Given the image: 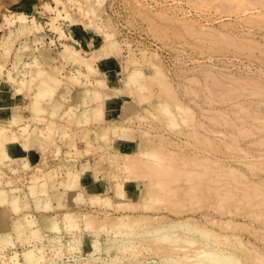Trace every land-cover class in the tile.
I'll list each match as a JSON object with an SVG mask.
<instances>
[{"label":"rangeland","instance_id":"374dc122","mask_svg":"<svg viewBox=\"0 0 264 264\" xmlns=\"http://www.w3.org/2000/svg\"><path fill=\"white\" fill-rule=\"evenodd\" d=\"M30 1L36 2L33 9L28 8L23 13L30 20L34 17L36 22L6 25L0 21V50L5 47L4 44L11 48L9 55L7 53L8 58L0 54V63L4 65V72L11 69L15 78H22L21 73L29 78L37 73L36 67L25 68L23 64L36 61L45 71L43 75H51L59 84L52 91L51 99L42 101L41 107L44 103L46 106L45 112L36 116L38 119L41 117V121L29 111L25 95L18 101V107L13 108L14 113L24 118L22 124L27 123L31 136L28 143L20 139L23 150L11 154L14 161L7 162L5 158L4 162V158L3 161L0 159V191L3 190L8 196H20L22 200L16 215L11 206L6 201L3 204L0 198V210L6 215L3 220L5 230L0 227V237L10 236L15 243L12 249L9 246L1 248L7 255L5 258L17 254L22 262L24 249L42 248L45 255L42 261L45 264H73L75 262L71 256L79 252H71L68 248L57 255L55 262L51 261L54 246H67L70 240L79 236L81 239L77 240L82 242L79 246L83 254H87V243L82 238L93 236V232L104 222L109 225V222L125 216L138 220L142 224L141 231L147 232L158 224L165 225L190 217L198 224L209 225L206 227L214 229L217 234H237L250 248L247 250L249 255L243 254L244 259L241 256V263L257 264L250 256L259 254L264 257V0H60V14L40 11L45 2L55 6L52 0ZM89 6L96 12L91 18L85 15V9ZM65 12L69 18H66ZM30 25H39V28H34L35 31L33 27L29 31L24 30ZM51 26L61 28L64 37H60ZM96 26L100 27L98 33L93 29ZM205 32H208L207 35ZM104 34L111 35L115 42L114 49L101 51L109 42L102 37ZM78 39L84 51L89 52V46L97 48L95 53L100 55L93 66L100 72L99 76L91 73L84 78L82 74L87 72L85 67L64 51L63 46L75 49L74 44ZM132 58L136 61L135 65L130 61ZM124 62L132 68L130 72L139 75L138 82L146 83L145 87L150 90L139 88L138 83L137 90H133L135 85L124 82L127 74H133L128 72L130 68H121L125 66ZM51 66L60 72L52 71ZM155 69L164 74L163 80L167 88L170 87L162 89L171 90L172 94L164 92L166 90L161 92V87L153 78ZM117 75H121L122 80ZM98 80L103 83L98 84ZM114 88L120 91L116 92ZM94 90L101 97L92 94ZM138 91L139 96H143L138 97L140 100L136 97ZM60 94L64 97L55 107L54 100ZM170 95L178 99L176 104L181 101L180 106L184 104L191 111L192 118L186 123L177 116V125L170 124L167 115L160 113L162 105L172 107L171 110L178 106H174V99L166 104L165 100L170 99ZM67 106L73 108L71 114L67 113ZM51 110H56L54 115L50 114ZM83 110L86 112L83 113ZM9 112L11 109L0 110L2 122L10 117ZM177 112L174 111L175 114ZM111 126L127 127L130 136L125 141H115L112 136L103 140L96 134L100 130L108 131ZM16 127L13 129L17 131ZM137 138L139 141L136 144ZM76 149L80 153L76 154ZM141 151L155 152L164 157L163 167H156L153 164L155 161L146 155L133 162L142 154ZM113 155L118 157L113 158ZM126 161L133 162L130 173L122 169ZM150 164L156 168H151ZM147 167L154 169V173L156 169H165L168 173L164 172L165 176L174 175L176 179L166 177L156 180L162 176L158 172L159 176H153ZM8 168H14V172ZM83 168H89L92 172H88L84 179L73 181L75 175H72ZM129 175H139L129 187L141 189L137 199L132 202L126 201L118 189V184ZM36 176L39 183L35 181L34 184L33 177ZM87 181L91 183L86 184ZM42 182H46L44 188L49 192L47 195L58 196L62 207L49 210L36 208L34 199L40 196L47 198V195L30 193V186L36 187ZM92 185L98 186L99 191H91L89 187ZM163 185L166 190L162 188ZM35 189V192L39 190L38 187ZM149 189L152 192L163 189L167 193L159 192L158 202H150L148 207L137 206V203L147 199ZM73 193L75 198L70 200L72 204L69 205L68 196ZM51 203L56 205L53 200ZM118 203L119 206L122 203V206L118 207ZM65 212L80 218L82 216V220L84 216L89 217L99 227L96 228L93 223L91 230H84V223H80L79 228L58 232L62 233L59 240L56 238L58 234L48 237L37 231L30 242L25 239V234L16 238L12 230V224L20 219L37 220L41 215H47L60 221ZM144 215L149 217H141ZM36 226L34 224L28 228L29 232ZM109 235L113 236L112 233ZM212 236L211 241L216 243L214 239L217 237ZM105 238L104 231L99 232L98 239L102 246ZM196 239L203 242L202 237ZM136 242L137 249H140L143 241ZM145 242L143 244L150 245L153 252L160 247V251L175 248L164 241H161L164 244L160 241L152 244L151 239ZM223 244L221 247L228 245L227 241ZM151 255L144 252L141 259L157 261L158 257ZM84 259L80 260V264H86ZM7 263L9 261L6 260L3 264ZM123 264L130 263L124 260Z\"/></svg>","mask_w":264,"mask_h":264},{"label":"bare ground","instance_id":"6f19581e","mask_svg":"<svg viewBox=\"0 0 264 264\" xmlns=\"http://www.w3.org/2000/svg\"><path fill=\"white\" fill-rule=\"evenodd\" d=\"M52 2H54L56 5L55 6H51L47 2H45L44 4L41 5L40 11L41 12H47V13L48 12H53V13L60 14V12L58 11V5L61 4V1L60 0H52ZM86 9H85V15L88 16L89 18L94 17L96 15L95 9L92 6H89ZM250 15H253V14H250ZM260 15H258V16H260ZM65 16H66V18H69L68 17L69 15H68L67 12H65ZM253 16H250V17L252 18ZM248 19H250V18L248 17ZM0 21L3 22L6 25H9V24L14 23V22H19L20 25L21 24H26L27 22L28 23L32 22V24L34 22H36L34 17H32L31 20H30V17L28 15H25L23 12L12 14L8 9L4 10L1 13ZM30 26H28V28H27L28 30L25 29V28H24V30L29 31L32 27H33V29L34 28L35 29L39 28V25L38 26L36 25L37 27H35V26H31L30 27ZM52 28L59 34L60 37H64V34H63L61 28H59L57 26H53ZM35 29H34V31H35ZM93 29H94L95 32H97V31L99 32L100 31V27L99 26H96ZM207 33L205 35H207ZM102 37L107 38L109 42H108L107 45L103 46L101 51H107V50L115 48V42L112 40L111 35L104 34V35H102ZM79 40L80 39H78V41H76L75 44H74L75 49H72V48H70L68 46H63L64 47V51L66 52L67 55H70L74 61H79V63L82 64L85 67L87 72H86V74H82V76L84 78L87 77L88 74H91V73H94L95 75L99 76L100 72L96 70V68H95L96 66L95 67L93 66V63L96 62V60L98 61V56L100 55L98 53H95V49H97V48H95L94 46H89V49H88L89 52L84 51V50H82L80 48ZM4 45H5V47H3L2 50H0V54L1 55L5 54L4 56L8 58V55H9L8 52H9V49L11 51V48L9 46H7L6 44H4ZM106 46H108V47L106 48ZM7 53H8V55H7ZM130 61L132 62L133 58ZM130 61L128 60L127 62H130ZM127 62H126V64L124 62L125 66L121 67L124 70L125 69L127 70V69L130 68L129 67L130 65ZM135 62L136 61H133L132 65H133V63L135 65L136 64ZM211 62H212V60H211ZM16 63H18V62H16ZM13 64H15V62H13ZM23 65H24V67L26 66V67H29V68L30 67H36L37 73L34 76H31L29 78L28 77H23V73H21L20 75L22 76V78H15L12 75L11 71H10L11 69L7 70L6 72H4V69H3L4 65H3V63H0V110L7 109V110L10 111V109H11V112H9L10 113L9 114L10 117L7 120H4L3 122H2V120H0V159H2V161H3V158H4V162H5V158L8 159V161L6 160L7 162H10L9 160L14 161L15 159L14 160L11 159V157H12L11 154L17 153L18 151L23 150V146L20 143V139H25L27 143L30 140V137H29L30 131L27 129V123L25 122L26 124H22V121L24 120V118H22V115L20 116V115H17L16 113H14L13 108L14 107H18V104H19L18 101L22 98L23 95H25V97H26L25 101H26V105H28L29 111L34 115V117L41 115L42 113L45 112V109H44V106H45L44 104L45 103L41 107V104L43 103L42 101H44L47 98H50L54 94V92H52V91H54V88L56 89V86L59 84L58 80H56L51 75H48V76L47 75L46 76L43 75L45 71L42 70L43 68L41 69L39 67L41 65L38 64V62H36V61H34L32 63H27L26 62ZM211 65H212V63H211ZM21 66H22V64H21ZM52 66H55V65L52 64ZM15 67L16 66H14V68ZM55 67H57V66H55ZM14 68L12 70H14ZM54 68L52 67L50 69L51 70L53 69V70L57 71L56 69H58V67L56 69H54ZM131 69L132 68H130L128 72L129 73H133V74H129V75L127 74V77H125L124 82L126 84H128V85H135V87H136V83H138L137 86L139 88H143V90H146V88H148V87H145L146 83H143V82L139 83L138 82L139 78H140L139 75H137L135 72H130ZM246 69H248V68H246ZM121 70H120V74H121ZM55 71H54V74H55ZM155 71H154L155 74H153V76H154L153 78H154V80H157V82H158V83H156L157 86L159 85L158 87H161V89L162 88H167V86H166L167 83L164 81L165 79L163 80V77H162L164 74L158 69L157 70L155 69ZM58 72H60V70L57 71L56 73H58ZM207 72H210V71L208 70ZM211 72H213V71L211 70ZM15 73H16V71H15ZM117 76L120 77V79L118 78L119 80H122L121 79V75H117ZM207 76H209V75H207ZM164 78H165V76H164ZM211 80H213V78ZM102 83H103L102 80H98V84H102ZM54 84H56V85H54ZM150 85L152 86V84H150ZM168 88L170 89L169 86H168ZM10 89H12L11 90L12 92H10ZM134 89L137 90V87L133 88V90ZM167 89H162L161 92L163 93V91L166 90L164 92H168V93L170 92L171 93V90L168 91ZM141 90L142 89H140V91ZM149 90H147V91H149ZM114 91L118 92L120 90L118 88H114ZM137 93L133 94V95L137 94V96H136L137 99H139L138 97H140V98L143 97L142 95L139 96L140 95L139 91ZM92 94L97 95V96L100 95V93L98 91H96V90L92 91ZM164 95H166V93ZM172 96H171L170 99L167 98L168 100L164 99L166 104H167V101H169L171 99L175 100V97L173 98ZM63 97H64L63 94L57 95V99L54 100L55 101V103H54L55 107L60 105L61 99ZM100 97H101V95H100ZM166 97H168V96H166ZM141 100H143V99H141ZM177 100L178 99L175 100L174 106H176V105H178V106L174 107V110L170 109L172 107L169 108L168 106H165V105H162V107L159 110V111H161L160 113H164L162 115H165V116L167 115L166 117L170 120V124H174V125H177L176 124V119H177L176 117L177 116H178L179 119H182L184 122L185 121L187 122V120H190L192 118V117L190 118V115L192 116V114H191V111L188 110L189 108H186L184 106V104H183V106H180L181 105L180 104L181 101L179 102V104L178 103L176 104ZM44 102H47V101H44ZM169 105H171V104H169ZM127 106L128 105H126L125 110L127 109ZM25 107H27V106H25ZM73 107H74V105H73ZM176 108H177V110H176ZM240 108H241V106H240ZM67 109L69 110L67 113L71 114L73 108L70 106ZM55 111L56 110H51L50 114L54 115ZM83 111H81V112H83V113L86 112L85 110H83ZM174 111L175 112L178 111L177 114H175ZM147 113H148V111H147ZM146 115H148V114H146ZM29 116H31V114H29ZM40 118L39 119L37 118V120L41 121ZM77 119H79V118H77ZM29 123H28V125H29ZM54 125L56 126V124H54ZM14 126H17L16 127L17 131L13 129ZM52 126H53V124H52ZM53 130L55 131V129H53ZM96 134H98L103 140L110 139L111 136H112L115 141H125V139H127L130 136V132H129L128 128L125 127V126L124 127L111 126V127L108 128V131L107 130H104V131L100 130V132H97ZM141 138L143 139V136H141ZM89 139H91V138H89ZM138 141H139L138 138L135 139L136 144H137ZM47 142H49V140ZM43 145L44 144L42 142V146ZM26 146L27 145H25V147ZM76 151H78V150L76 149ZM78 153H80V152L78 151L76 154H78ZM141 153L142 154H140L138 158L136 157V159L133 160V162H138L141 159L142 156L144 157V155H146V156L150 157V159L152 158L155 161L153 164H155L156 167L159 168L161 165L163 167L162 162H163V160H165V159H163L164 157L161 158L160 155L158 156L155 152L154 153L153 152H150V153L147 152L146 153L144 151H141ZM117 157H118L117 155H115V156L113 155V158H117ZM133 162L126 161L123 164L122 169L129 172L132 169L131 168V163H133ZM25 164H27V162ZM25 164H24V166H25ZM153 164L152 165L150 164L149 166H151V168H156L155 165L153 166ZM4 165H5V163H4ZM8 166H10V163H9ZM8 169L13 171L14 168H12V169L8 168ZM35 169H37V166H36ZM161 169H163V168H161ZM148 170H151V173H153V176H155V175L159 176L158 173L162 176V177L159 176V178H156V180L165 179L166 177H167V179L169 178L170 180L176 179V178H174V175H173L174 173H172L173 177L170 176V174H169V176L168 175L165 176L164 172L167 173V171H165V169H163L164 171L156 169V173L153 172V171H155L154 169L148 168ZM159 171H161L164 175H162ZM88 172H92L91 169L83 168V170H81L79 173L72 175V177L75 175L73 177V181L77 180V179H80V178H83V179L86 178ZM151 173H150V175L152 176ZM89 174H91V173H89ZM147 175H148V178L150 179L151 177H149L148 173H147ZM37 177L38 176L33 177L35 179L34 182L38 181V180H36ZM96 177H97V175H96ZM136 177H139V175L136 176ZM136 177L134 175H129V176L125 177L124 181H122V182H120L118 184V189L120 190L121 195L128 202L135 201L137 199L139 193H140V190H141V189L140 190H137V189H130L129 190V185L130 184L132 185L133 182H135L134 178H136ZM62 181L60 183H62ZM38 183H39V181H38ZM34 184H36V182ZM44 185H46V182L45 183L42 182L40 185L37 184L36 187H38L39 190L37 189L38 191H36V192H35V190H36L35 189L36 188L35 185H31L30 186V190H31L30 193L31 192L32 193H38L39 192V193H43V194L47 195V193H49V192L44 188ZM162 188L165 189L166 187H164V185H163ZM89 189L91 191H99V187L95 186V185L90 186ZM13 190L16 191L17 189H13ZM162 190H161V192L160 191L159 192L160 193H162V192L164 193L165 191H162ZM159 192H156V191L152 192V190L150 191V189H149L147 191V194H146L147 195L146 196L147 199L145 201H143L142 203H137V206L145 207L147 205V207H148V203H150V202L151 203L158 202V198L157 197H158V193ZM169 192H171V190ZM4 193L5 192L3 190L0 191V198H2V200H3L2 203L4 204V202L6 201L7 204H9V206H11L10 208H12V210L14 211V213L13 212L12 213L18 215L17 212L20 210L21 202H22L20 196H17V195L8 196V195H6ZM165 193H167V192H165ZM40 197L34 199V202L36 204V208H38L39 210L43 209V208L44 209L47 208L49 210V209H56V208L62 207V204H60V200H59L58 196L52 197V195L48 194L47 198H44V196H43V198L42 197L40 198ZM73 198H75V194L74 193L73 194H69L68 200H67L69 205L72 204L70 200L73 199ZM166 199H167V197H166ZM52 200H53V202L56 203V205L51 203ZM124 202H123V204H127V205L129 204L127 202L126 203H124ZM50 203H51V206H50ZM27 205L28 204H26V206ZM121 206H122V203H121ZM121 206H119V203H118V207H121ZM3 212H2V210H0V227L4 228V230H5V226L6 225H5L3 220H5L4 217L6 215H4ZM141 217L147 218L149 216L148 215H144V216H141ZM88 218H86L84 216V220H82V216L80 218V217H77L76 215L74 216L73 213L65 212V213H63L61 220L58 221L53 216L41 215L37 220L33 219V218H25V220H21L20 219L16 223L12 224V230L15 233L16 238H19L23 234H25V236H26L25 239L28 242H30L32 235H34V236L36 235L37 231H41L44 236H48V237L51 234L52 235L53 234L54 235L58 234L56 238L59 240L62 237V233H58V232H60L62 230H66L67 231V230H70V229L79 228L78 226L80 225V223H84V230L85 229H87V230L90 229L91 230L92 225H93L94 222H92V220H90ZM142 220L143 219H141V221ZM109 223H110L109 225L107 223L105 225V222L103 223L104 225H102L100 223L102 225V227H101V225L99 224L100 228H98L99 226H97L94 223V226H96V228H98V230L94 231V229H93V231H94L93 232V236H89V238H84L83 236L80 235L81 237H83L82 238L83 242L86 241V243H87V250H86L87 254H83L84 251L82 250V247L79 246V244L82 243V242L80 243V241H79L81 238L79 236H77L78 238H76V239L74 238V239H72V241L70 240L68 242L67 246H65L63 244H60V246H54L55 250L54 249L52 250V251H54V254H53L52 257L49 256L51 258V259L50 258L49 259L51 261L54 260L53 262H55L56 258L58 257L57 255L58 254L59 255L62 254V252L64 251V248H68L69 251H71V252H74V253L79 252L78 255L76 254V255H72L71 256V259L75 262V263H73V261H72L73 264L82 263L81 261L83 260L84 257H85L84 260H86L85 261L86 264H95L97 261L98 262L100 261L101 264H123L124 260H127L130 264H163V263L164 264H242V263L244 264L246 261L245 262L242 261V263H241V256L243 254H248L247 250L250 249V248L248 249L246 244L237 236V234L235 232L234 233L236 235H234L233 233L230 234V235H221L219 233L217 234V232L214 229L207 228L209 225L208 226L206 225L207 226L206 227V226H203L201 224H198V223L192 221L190 217H185L183 219L181 218V219H178L176 221L174 220L173 222H169L168 224H165V225L158 224V225L154 226V228H152L150 231H147V232L141 231L142 224L139 223L138 220H136V219H132L131 220L130 218H126L125 216H120V217L117 218V220L115 222H109ZM34 224L35 225L37 224L36 228L32 229V231L29 232L28 228H32ZM226 226L230 227L229 224H226ZM79 230L81 231L82 229H79ZM101 231H104V234L106 235V238L104 239L105 240L104 246H102L100 244V241L98 239V234ZM110 233H112L113 236H110L109 235ZM178 233H180V234L178 235ZM181 233L183 234L182 236H180ZM8 235H10V233ZM43 235H41V238H42ZM211 235H213L214 238L217 237L216 239H214L216 243H214V241L213 242L211 241V239H212V238L210 239ZM197 237H202L203 238V242H200L198 240L199 243H197L198 242L197 239H196ZM53 238H54V236H53ZM12 239L13 238H11L10 236L7 237V238L0 237V261H2V263H0V264L5 263L6 260L9 261V263H7V264H45V261L44 262L42 261V260H44L43 258L45 257L44 251H43L42 248H36V250H35V249H30L28 247V248L24 249L22 251V253H21L22 262H20V259L18 257L19 255H17V254H14L13 256H9L8 258H5L7 255H5V250L4 249L1 251V248L8 247V246L11 249L14 248L12 246H14L15 243L13 242ZM46 239L48 240V238H46ZM77 239H79V240H77ZM148 239L152 240V244L154 242L157 243L159 241L160 242L164 241L165 243L168 242L169 245H171V248H172V246H175V248L173 247V249H170V250H172L171 252H169L170 251L169 249L167 250V249L163 248V250H166V252L168 251L166 253L163 250L160 251V249H161V247H160V249L158 248V251H154L153 252V250L149 247L150 245L147 246L146 244H143V243H147V242H145V240H148ZM26 240H24V241H26ZM222 240L225 241V242H223ZM136 241H143L142 244L144 246L142 244H140L141 248L137 249V245H136L137 242ZM226 241H227L228 245L226 244L227 245V246L225 245L226 247H221L222 243L225 244ZM157 244H156V246H157ZM161 244H164V243L161 242ZM165 247H167V246L165 245ZM227 247H230L231 249H229V250L228 249H224V248H227ZM168 248H169V246H168ZM156 249H157V247H156ZM103 251H104V253H102ZM255 251H256V249H255ZM259 251H257V252L259 253ZM142 252L143 253L144 252L151 253L153 256L155 255V258L157 256L158 257L157 261H153V260L151 261V259H146V260H150V261H143V259H145V258L141 259V256L143 254ZM74 253H72V254H74ZM102 255H104V257H102ZM248 257L249 256H247L246 259ZM242 259H244L243 256H242ZM250 259H252L255 262H257V264H264L263 255L259 256V254H254V255L250 256ZM45 260L47 261L48 259H45ZM55 264H56V262H55ZM67 264H69V263H67Z\"/></svg>","mask_w":264,"mask_h":264},{"label":"crops","instance_id":"0c3cea01","mask_svg":"<svg viewBox=\"0 0 264 264\" xmlns=\"http://www.w3.org/2000/svg\"><path fill=\"white\" fill-rule=\"evenodd\" d=\"M34 3L30 0H0V13L6 9L16 11V12H27L28 8L33 9ZM91 182H88L86 184H89ZM132 189V187H129V190ZM135 189H137L135 187Z\"/></svg>","mask_w":264,"mask_h":264}]
</instances>
